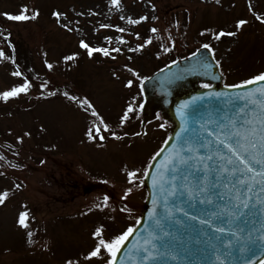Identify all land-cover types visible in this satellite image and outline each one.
<instances>
[{"label": "rangeland", "instance_id": "374dc122", "mask_svg": "<svg viewBox=\"0 0 264 264\" xmlns=\"http://www.w3.org/2000/svg\"><path fill=\"white\" fill-rule=\"evenodd\" d=\"M25 5L35 18L4 15L19 14ZM257 15L264 16V0H0V92L25 79L31 84L27 92L0 98V192L9 193L0 204V264H107L106 250L88 257L97 243L93 233L102 228L103 238L111 239L136 221L145 196L140 178L167 135L156 121L142 133L141 80L205 44L227 85L264 73V22ZM141 16L147 19L128 22ZM238 20L247 23L237 28ZM221 30L235 35L216 38ZM81 40L121 50L89 56ZM85 98L110 125L102 129L104 140L87 136L99 121L81 107ZM129 105L133 110L121 125ZM134 170L129 183L127 172ZM22 211L27 228L17 223Z\"/></svg>", "mask_w": 264, "mask_h": 264}, {"label": "water", "instance_id": "95a60500", "mask_svg": "<svg viewBox=\"0 0 264 264\" xmlns=\"http://www.w3.org/2000/svg\"><path fill=\"white\" fill-rule=\"evenodd\" d=\"M237 85L224 84L209 48L204 47L141 82V127L159 115L169 123L167 143L147 166L140 223L117 252L114 264H260L264 260V184L258 178L248 191L237 183L239 174L229 177L220 171L226 161L217 155H231L223 143H217V136L230 131L233 123L251 131L264 118V80ZM253 89L257 91L249 95ZM177 152L191 159L157 168ZM237 196L242 203H237ZM146 239L155 247L145 245ZM144 247L152 252L147 260Z\"/></svg>", "mask_w": 264, "mask_h": 264}, {"label": "snow or ice", "instance_id": "6c2138e0", "mask_svg": "<svg viewBox=\"0 0 264 264\" xmlns=\"http://www.w3.org/2000/svg\"><path fill=\"white\" fill-rule=\"evenodd\" d=\"M110 2L113 5H118L119 0H110ZM219 2V0H217ZM249 9L251 10V5L249 6ZM28 9L27 6H22V10L19 14H10V13H4L6 17H8L11 20L16 21H22V20H28L30 18H35V15L37 13H34L31 17L27 15ZM53 15L59 17L60 13H53ZM124 17H122L123 19ZM128 22L131 24H137L140 21H143L147 19L146 16H141L139 19H133L132 17H128ZM257 19L264 22V16L257 15ZM246 20H238L236 22L237 28L243 26L246 24ZM67 27V25H65ZM101 27H109L108 25H101ZM120 32H124V28L117 29ZM152 32H157L158 29L152 28ZM2 34V33H0ZM10 35V33H9ZM139 36V33L136 34ZM220 35H235V33L229 32L225 33L223 30L216 36V38H219ZM106 40L111 41V37H105ZM120 42L125 43L123 37H120ZM151 43V37L145 40L144 44L137 45V50L142 49L145 47V45ZM81 47L88 50L89 56L93 54V52H102L105 56H109L111 51L119 52L121 49L116 48L109 50L107 48H93L88 43H86L84 40L80 41ZM204 48H209L210 46L205 44L203 45ZM165 51H168V49H165ZM4 52L3 50H0V56H3ZM77 54H73L72 56L65 57L66 60L73 59ZM217 63H219L217 61ZM48 67L51 68L52 65L48 64ZM129 71H132L134 75H138L134 71V69H129ZM16 76H20L21 73L19 71H16L13 73ZM264 80V73H260L257 76H254L251 78V80H245L242 81L241 84H250L253 81H261ZM132 81H128V85L131 86ZM31 86L30 82L25 79V82L23 84L15 85L10 90H6L3 92H0V98H3L4 100H8L10 97L18 96L20 93L27 92L29 87ZM41 87H45L44 84L41 85ZM205 87H210L209 85H205ZM229 88H237L240 87L239 85H227ZM264 91V88L261 89ZM257 90L253 89L249 91V95H251L253 92ZM53 93H49V95H52ZM67 96L68 93H65ZM217 95H220V93H217ZM72 100H77L78 98L75 96L70 97ZM81 107L84 105H87L88 109H91V113L94 117H97L98 123L93 122V125L91 128H89L87 132V136L89 140H93L96 138V136H99L100 140H104L105 136L102 133L103 131H109L110 125L106 123L103 119V117L100 116V114L97 112V110L92 106L91 102L87 100V98L79 101ZM132 106L129 105V107L125 110L124 115L121 117V125L128 119V113L131 112ZM260 127L257 129H253L251 131L247 129H237L236 125L233 123L231 126L230 131L222 132L220 136H217V143H223L224 146L228 149V151L231 153V155H228L226 153H220L218 152L217 155L221 157V161L225 162L220 169V171L227 173L229 177H232L234 175H238L237 183L244 186L248 191H251L252 187L255 185V182L259 178V183L264 184V118L260 120ZM161 128L164 127L163 124L160 125ZM93 129L95 130V136L93 135ZM113 137L120 139L121 137L117 136L115 132L111 133ZM127 135V134H125ZM135 135H140V133H136ZM179 135V134H177ZM223 137V139H221ZM167 143V141H165ZM190 147V146H189ZM192 151H195L194 149H191ZM155 159V156L153 157ZM191 157H185L182 155V153H173L170 157H165V160L161 162V164L157 165V168H169V167H175L177 164L187 163L188 160H190ZM203 159V157L201 158ZM208 159H211V157H208ZM259 169V171L257 170ZM138 170L134 171H128L127 176L129 183H132L136 179V172ZM144 174L148 175V170H144ZM141 184L143 183V180L140 181ZM153 183H157L156 176H153ZM132 188L129 187L126 189L125 195L127 196L128 193L132 192ZM9 193L8 191L0 192V204H4L5 200L7 199ZM108 197L105 195L104 201L105 204H107ZM237 203H242L240 200V197H236ZM242 206L244 208L248 207L247 203H243ZM99 207V205H97ZM27 217L28 213L26 211H22L19 213V218L17 223L21 225L22 227L27 228ZM137 223H140L139 220H137ZM133 232V227L129 226L124 232H122L119 235H116L112 237L111 239H104L102 228H97L96 231L93 233V236L97 238V243L95 248L88 253V257H98L101 255V251L106 250L110 254V259L107 261V264H114V261L117 257V252L120 251L121 246L124 245L125 241L128 239L129 235ZM28 236L31 237L32 233L29 232ZM29 243H31V239H29ZM145 245H151L152 247H155L153 241L151 239H146L143 242ZM143 251L145 253H148V255L144 256V259L147 260L151 257L152 252L149 250L148 247H144ZM219 259V258H218ZM67 264H72L71 261H68ZM260 264H264V260H261Z\"/></svg>", "mask_w": 264, "mask_h": 264}, {"label": "trees", "instance_id": "16d2710c", "mask_svg": "<svg viewBox=\"0 0 264 264\" xmlns=\"http://www.w3.org/2000/svg\"><path fill=\"white\" fill-rule=\"evenodd\" d=\"M25 61H26L27 65H28V67H27L26 69H28L29 66L31 65V59H30V58H26ZM24 63H25V62H24ZM26 63H25V64H26Z\"/></svg>", "mask_w": 264, "mask_h": 264}]
</instances>
